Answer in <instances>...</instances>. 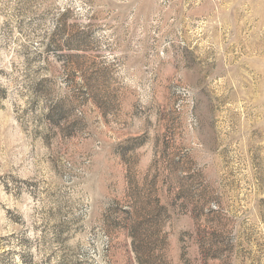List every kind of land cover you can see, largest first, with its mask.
<instances>
[{"label": "rangeland", "instance_id": "rangeland-1", "mask_svg": "<svg viewBox=\"0 0 264 264\" xmlns=\"http://www.w3.org/2000/svg\"><path fill=\"white\" fill-rule=\"evenodd\" d=\"M0 264H264V0H0Z\"/></svg>", "mask_w": 264, "mask_h": 264}]
</instances>
